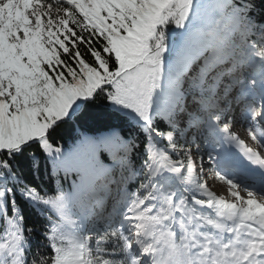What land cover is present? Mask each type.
<instances>
[{"label":"snow or ice","instance_id":"1","mask_svg":"<svg viewBox=\"0 0 264 264\" xmlns=\"http://www.w3.org/2000/svg\"><path fill=\"white\" fill-rule=\"evenodd\" d=\"M237 119L264 148V0H0V264H264Z\"/></svg>","mask_w":264,"mask_h":264},{"label":"trees","instance_id":"2","mask_svg":"<svg viewBox=\"0 0 264 264\" xmlns=\"http://www.w3.org/2000/svg\"><path fill=\"white\" fill-rule=\"evenodd\" d=\"M111 123L121 124L120 121H116V120L112 121ZM122 126L125 127V130H127L126 125H122ZM73 128H76V131H73ZM104 128L105 126L100 124L90 125L89 134L100 135L103 133ZM78 131H79L78 127H76L75 125H70L67 131L60 133L54 137L55 144L57 146L63 147L66 151L69 150L76 142ZM99 158L105 164L110 163V158L107 153L101 154ZM50 174H51V165L41 160L39 172H33L28 178L32 180L35 184L39 185L42 189L47 190L55 187V179L54 178L50 179ZM74 179H75V174L68 177L67 179L64 178L63 174H61L60 176V182L62 186L65 188V190L71 189ZM32 243H33V249L35 250V247L38 243V237H34Z\"/></svg>","mask_w":264,"mask_h":264},{"label":"bare ground","instance_id":"3","mask_svg":"<svg viewBox=\"0 0 264 264\" xmlns=\"http://www.w3.org/2000/svg\"><path fill=\"white\" fill-rule=\"evenodd\" d=\"M233 131L242 139V132L244 131V127L241 126V123H240L239 119H237L236 126L234 127ZM246 144H248L250 146V144H253V143H252V141H250V143H246ZM209 183L211 184V190H214L218 195H221L222 196V194L220 193V191L215 186H213V182L211 180H209ZM248 183L249 184H253L251 182H248ZM225 189H226V196H224V197L226 199H230V197H228V195H227V186H226ZM242 195H244V193H242Z\"/></svg>","mask_w":264,"mask_h":264},{"label":"rangeland","instance_id":"4","mask_svg":"<svg viewBox=\"0 0 264 264\" xmlns=\"http://www.w3.org/2000/svg\"><path fill=\"white\" fill-rule=\"evenodd\" d=\"M235 127V124L233 125V129ZM242 140H244L245 143H250L251 138L247 135V132H242ZM253 144H250V147L254 148L255 150L257 149L258 145L252 141ZM205 163L207 164L208 161L206 160ZM216 188L220 191L222 196H226V186L222 185L221 182H216Z\"/></svg>","mask_w":264,"mask_h":264}]
</instances>
